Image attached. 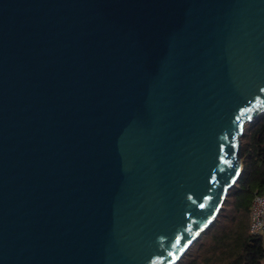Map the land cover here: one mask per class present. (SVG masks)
Listing matches in <instances>:
<instances>
[{"label":"water","instance_id":"water-1","mask_svg":"<svg viewBox=\"0 0 264 264\" xmlns=\"http://www.w3.org/2000/svg\"><path fill=\"white\" fill-rule=\"evenodd\" d=\"M264 114V0H0V264H178Z\"/></svg>","mask_w":264,"mask_h":264},{"label":"trees","instance_id":"trees-1","mask_svg":"<svg viewBox=\"0 0 264 264\" xmlns=\"http://www.w3.org/2000/svg\"><path fill=\"white\" fill-rule=\"evenodd\" d=\"M243 172L214 225L178 264H264V245L250 234V206L264 192V114L245 126Z\"/></svg>","mask_w":264,"mask_h":264},{"label":"built area","instance_id":"built-area-1","mask_svg":"<svg viewBox=\"0 0 264 264\" xmlns=\"http://www.w3.org/2000/svg\"><path fill=\"white\" fill-rule=\"evenodd\" d=\"M250 234L260 238L264 245V192L255 193L250 206Z\"/></svg>","mask_w":264,"mask_h":264}]
</instances>
